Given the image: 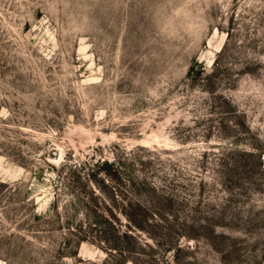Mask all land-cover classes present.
Masks as SVG:
<instances>
[{
    "label": "rangeland",
    "instance_id": "obj_1",
    "mask_svg": "<svg viewBox=\"0 0 264 264\" xmlns=\"http://www.w3.org/2000/svg\"><path fill=\"white\" fill-rule=\"evenodd\" d=\"M0 264H264V0H0Z\"/></svg>",
    "mask_w": 264,
    "mask_h": 264
},
{
    "label": "trees",
    "instance_id": "obj_2",
    "mask_svg": "<svg viewBox=\"0 0 264 264\" xmlns=\"http://www.w3.org/2000/svg\"><path fill=\"white\" fill-rule=\"evenodd\" d=\"M113 246V244H111ZM111 247V246H110Z\"/></svg>",
    "mask_w": 264,
    "mask_h": 264
},
{
    "label": "bare ground",
    "instance_id": "obj_3",
    "mask_svg": "<svg viewBox=\"0 0 264 264\" xmlns=\"http://www.w3.org/2000/svg\"><path fill=\"white\" fill-rule=\"evenodd\" d=\"M211 61V60H210Z\"/></svg>",
    "mask_w": 264,
    "mask_h": 264
}]
</instances>
